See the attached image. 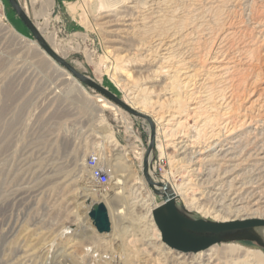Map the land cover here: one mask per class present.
<instances>
[{
	"label": "rangeland",
	"instance_id": "rangeland-1",
	"mask_svg": "<svg viewBox=\"0 0 264 264\" xmlns=\"http://www.w3.org/2000/svg\"><path fill=\"white\" fill-rule=\"evenodd\" d=\"M18 2L57 54L123 101L147 111L156 132L150 175L169 189L173 184L185 190L174 201L187 216L215 222V213L205 214L188 203L204 187V177L198 179L192 169H212V180H219L228 170L227 161L211 155L188 166L195 160L191 152L182 159L185 153L173 145L184 140L193 150L214 139L220 146L233 141L264 144V0H113L111 12L126 15L128 26L97 9L95 0ZM0 21L19 36L0 29V264H55L60 259L64 264H178L179 253L198 256L172 249L167 258L161 254L164 247L146 248L139 235L115 241L96 231L86 209L96 202L109 205V200L94 196L85 201L84 192H105L110 182L99 186L79 179L89 153L99 152L118 167L131 163L148 205L162 202L143 175L149 125L60 65L82 90L59 75L7 0H0ZM182 25L185 31L178 33ZM226 96L230 102L220 106ZM226 115L236 126L247 120L234 136L221 128ZM119 150L127 158L114 154ZM253 152L229 176L236 181L225 182L220 190L238 195L233 200L241 202L232 203L226 213L230 219L248 218L264 207V159ZM215 182L208 188L215 190ZM115 226L110 219V227ZM254 231L246 240L216 242L201 253L220 259L223 247L233 243L250 253L262 252L263 258L253 264H264V226Z\"/></svg>",
	"mask_w": 264,
	"mask_h": 264
},
{
	"label": "bare ground",
	"instance_id": "bare-ground-1",
	"mask_svg": "<svg viewBox=\"0 0 264 264\" xmlns=\"http://www.w3.org/2000/svg\"><path fill=\"white\" fill-rule=\"evenodd\" d=\"M95 1H96V8L97 9L99 8L100 10L103 9V11L106 12V16H114L116 18L119 17V18H121L123 20V22L127 23L126 26H128L130 24V22H129L130 19L128 17H126V15H120V16L117 17V15L114 12H111V11H114V9H115V8H113L114 5L112 7V1L113 0L112 1L95 0ZM116 1L120 2V0H116ZM45 2L47 4H50L51 0H45ZM43 4H44V2H43ZM184 28H185V26L182 25V26L179 27V29H176V30L178 31V33H181L182 31L183 32L185 31ZM0 29L5 30L6 32H11L16 38L19 37V36H17V34H15L10 29L9 26L5 25L1 21H0ZM173 32L174 31H172V33ZM180 37H181V35H180ZM173 39H175V38H173ZM35 47L41 53H43V54L46 53L38 45H36ZM55 50H56V48H55ZM224 56H226V55L224 54ZM47 58L53 64L54 69L56 70V72L59 73V75L66 76L67 78L70 77L69 76L70 74H68L63 69L64 68L63 66H62L63 68H61L60 67L61 65L57 64L50 56L47 57ZM227 68H228L227 66L225 68L221 67V70L225 71ZM157 70L160 71L159 67H157ZM157 70L153 71V73L156 74V75L159 74V71L157 72ZM160 73H162V71H160ZM189 75H191V74H189ZM70 78H71L72 83L74 85L73 87H75L76 89L80 90L82 88L81 85L75 79H73L72 77H70ZM172 85H173V83H172ZM229 102H230V97L228 99H227V96H226V98L222 97L221 102H220L219 105L220 106L224 105V107H225V106H227V104ZM126 103L129 104L131 107H133V108H135V109H137V110L149 115L147 113V111H145L141 107L138 108L137 106H135L131 102H126ZM194 109H196V108H194ZM150 118H151V116H150ZM161 118H162V116H161ZM152 121H154V119H152ZM246 121H247L246 118H244L243 120H241L240 124L238 126H236L237 122L232 121L229 118V116L226 115V116L222 117V120H221L220 123H221V128L222 129L226 130L229 133V135H233L234 136V131H237V130H235V128L242 127L245 124L244 122H246ZM211 122H212L211 119L207 120V123H211ZM248 132H249V134L251 133L250 130H248ZM109 138H110V136H109ZM230 140H232V139H230ZM257 142H258V140L254 139L253 143H257ZM232 143H233V145L230 144L229 146H225V145L220 146L218 144V140L214 139V140H212V142L209 143L208 147L198 148V149H193V150H191V148H189L190 146H188V144L184 143V140L183 141L178 140V142H176L173 145L176 152L182 153V154L185 153L184 158H182V159L186 158L185 156L187 154H189L188 153L189 151L191 152L192 156L191 155L190 156L193 159H195V160L194 161L190 160L188 162V166H189V163H192V166L199 165V163H202V162H205V161L209 160L211 155H213V157H214V155L215 156L219 155L221 159L225 158V160L227 161L226 166L228 167V170L227 171L225 170L224 175L219 180H218V178H217V180H216V178L214 180H212V173H213L212 169H208V170L203 171V172L199 170V167L192 169L193 172L198 171V174L195 173V175L197 177L200 176V178H198V179H202L204 177L202 179V182L200 181L201 184H203L204 187L202 186L203 190L199 193V196L192 197V201L193 202L190 201L188 203L191 204V205H194L196 209H198L199 211H202L205 214H207V213L208 214L209 213H215V215H214V218H216L215 222L226 223V222H230V221H237V220H241V219L246 220V219H251V218H263L264 219V207H260L259 209L255 210V212L253 214L251 213L252 215H250L248 218H244L243 217L241 219H236V217H235L233 219L232 218L230 219L229 216L226 215L227 212L231 211L232 203L237 204V203H241V202H239V199L237 201L233 200V198L235 196L238 197V195H234V196L230 197L231 193L225 194L223 192L222 193L220 192V190H222V188L224 187V183L227 182V181H229V182L236 181V180L231 181V178L229 176L233 175L235 172L238 171L241 163H243L242 161H248L247 159H249V157L253 155L251 153L253 150L255 151V152H253L254 156L256 155V156L260 157L261 159H264V144H262V146L258 145V144L257 145L255 144L254 146H251V143L245 144V142H244L242 144V141H233ZM166 145L163 144V147L165 148ZM114 147H115V145H114ZM255 148H257V149H255ZM121 151L122 150H119V151H117V153H114V154L115 155L117 154L118 158L119 157H123V156H124V158H127V157H125V154L120 153ZM210 152L211 153L213 152V153L211 154ZM126 161H127V159H126ZM107 163H108V165H110L109 168L111 169V171L113 173L111 175V181H110L109 186H106V188L103 189L105 192H98L97 189L94 190V188H93V189H89L90 192L85 191L84 192V198L82 197L83 199H85V201L88 200V198H91V197L93 198L94 196L95 197L97 196L99 200L100 199L109 200V205H106L103 202H99L98 200L97 201L99 203L96 202V204H95V205H97V204L103 203L105 208H106V210H107L109 221H110V219H112V221H114V223L116 224V226L114 228H111L109 232H104L102 235L111 236V239H113L115 241H117V240L119 241V240H121L122 238H124L126 236H132V235L133 236H138L139 235V237L143 239L142 242H143V245L146 246V248L147 247H151L152 249H154V248H157V247L158 248L164 247V250L166 249V251L163 250L162 253L161 252L160 253L161 254H165V256H167V258H171V256H169V255L171 253L170 250H172V249L176 250L177 252H181V253H197L196 255H198V256H193V257H189V255L186 256L184 254L182 255L180 253L177 254V258L178 259L182 258L181 261L176 259L178 264H197V263L198 264H219L218 261H220V259L222 260V258L225 259V260H223V262H221V264H253V261H257V258H260V259L263 258V254L260 251H256V252L250 253V252L247 251L248 249L245 250L242 246L236 245V244H233V243H229L228 246H224L223 247V249L221 250L220 254H218L220 259L218 258V259L215 260L214 259V255H211V253H206L205 255H202L201 252L203 250H209L210 245L207 246V247L205 246L204 248H202V246H204V245H206V243L210 242L209 240L211 239V237H207V236L203 237L200 234L198 236H196V237L195 236L192 237L190 235V233L188 232V230H192V231H195L197 233L205 232L200 227L199 228L198 227H196V228L188 227V228H184V229L182 228L183 229L182 231H184V238H178L177 239L179 243H182L179 247H183V246L187 245V247L189 246V248H188L189 250H181L177 246L171 247V246L167 245L162 239V232H161L160 228L158 227V224L155 221V216L153 214V211L160 204L158 206H155V207H151L150 206L151 205L150 202L148 203L149 197L144 192L142 184H137L139 182H138V179L135 177V175L133 173V169H131L132 164L131 163H130V165L129 164H123L124 162H122L123 166L122 167H118L119 163L113 164V163H111L109 161H107ZM259 164H261V162ZM224 165H225V163H224ZM263 167H264V161H263ZM79 171L81 172V174L79 176L80 177L79 179H81V178H82V180L84 179L85 183L90 182V181H88L90 177L88 175V172H87V169L85 167L84 162L81 163ZM113 174H114V176H113ZM116 174L122 175V177L121 176L117 177ZM214 181H216L215 182V186L217 188L215 190H211V188H208L207 185L210 184V183H213ZM90 185H88V186H90ZM170 187H171L170 190L173 192L174 195H185V190L182 189L181 187L175 186L173 184ZM203 199H204V201L200 202ZM100 201H102V200H100ZM148 204H150V205H148ZM95 205H93V207ZM90 209H91L90 207H87V209H86L88 215H89ZM237 209H239V208H237ZM224 215H226V216H224ZM253 215L256 216V217H251ZM89 217H87V218H89ZM147 221H149V226H147V223H146ZM146 228H148V230H147L148 232L150 231V235L147 234ZM150 228H152V230ZM185 229H187V231ZM153 231H155V233ZM167 231L168 230H166V233H167ZM208 233H210V232H208ZM107 234H109V235H107ZM167 234H169L171 236L172 235V230H170ZM213 234L214 233H211L210 236H212ZM161 240L164 242V244L161 242ZM193 246L194 247H199L200 246V248H198L197 250H191V248ZM138 251H141V249L138 250ZM140 261H141V259H140ZM143 262H145V259L143 260ZM64 263H65V260L64 259H60L55 264H64Z\"/></svg>",
	"mask_w": 264,
	"mask_h": 264
},
{
	"label": "water",
	"instance_id": "water-1",
	"mask_svg": "<svg viewBox=\"0 0 264 264\" xmlns=\"http://www.w3.org/2000/svg\"><path fill=\"white\" fill-rule=\"evenodd\" d=\"M10 6L26 26V28L30 31V33L36 39V42L39 46L57 63L63 66L67 71H69L73 76L78 79L80 82L85 84L86 86L92 88L93 90L98 91L103 96L111 99L113 103L121 107L124 111L128 112V114L144 119L147 121L149 125V141L146 147L145 154L143 156V175L145 180L147 181L148 185L154 193L161 197L162 203L153 211L155 216V221L158 224L162 232V239L163 241L171 246L179 247L182 243L178 242V238H184V228H196L200 227L205 232H200L199 234L203 237H211L209 240L210 242L206 243V245L202 246H211L216 242L220 241H232V240H246L248 239V233L252 231L254 233L255 227L264 226V219L263 218H251L246 220H237V221H230L226 223L221 222H213L210 220L205 219H195L187 216L186 213L182 212L179 209L174 201V194L169 189L167 184L163 182L155 181L149 172V162L151 153L155 149V124L150 118L149 115L131 107L125 101L117 97L114 93H112L107 88L103 87L101 84L99 85L93 78L89 77L88 75L78 71L71 63L66 61L62 56L57 54L54 48H52L48 41L43 37L44 35L37 29L36 25L32 23L31 19L27 15V12L21 5L19 4L18 0H8ZM89 216L93 221V225L96 228V231L99 233L109 232L110 221L108 218L107 210L103 203L97 204L94 207H91L89 211ZM183 228V229H182ZM167 233L172 230V235L170 236ZM187 231V229H185ZM207 232V233H206ZM210 232V233H208ZM211 233H214L212 236ZM167 234V235H166ZM181 250H189V246L179 247ZM199 247H192L191 250H197Z\"/></svg>",
	"mask_w": 264,
	"mask_h": 264
},
{
	"label": "built area",
	"instance_id": "built-area-1",
	"mask_svg": "<svg viewBox=\"0 0 264 264\" xmlns=\"http://www.w3.org/2000/svg\"><path fill=\"white\" fill-rule=\"evenodd\" d=\"M132 132V131H131ZM91 183L99 186H106L111 181L112 171L99 152L89 153L84 161Z\"/></svg>",
	"mask_w": 264,
	"mask_h": 264
},
{
	"label": "crops",
	"instance_id": "crops-1",
	"mask_svg": "<svg viewBox=\"0 0 264 264\" xmlns=\"http://www.w3.org/2000/svg\"><path fill=\"white\" fill-rule=\"evenodd\" d=\"M23 9H24V7H23Z\"/></svg>",
	"mask_w": 264,
	"mask_h": 264
},
{
	"label": "trees",
	"instance_id": "trees-1",
	"mask_svg": "<svg viewBox=\"0 0 264 264\" xmlns=\"http://www.w3.org/2000/svg\"><path fill=\"white\" fill-rule=\"evenodd\" d=\"M8 1V0H7Z\"/></svg>",
	"mask_w": 264,
	"mask_h": 264
}]
</instances>
